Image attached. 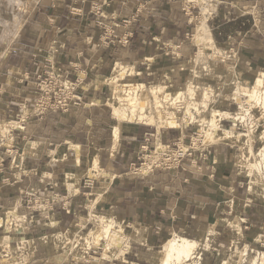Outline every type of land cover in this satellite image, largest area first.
Segmentation results:
<instances>
[{"label": "crops", "instance_id": "crops-1", "mask_svg": "<svg viewBox=\"0 0 264 264\" xmlns=\"http://www.w3.org/2000/svg\"><path fill=\"white\" fill-rule=\"evenodd\" d=\"M33 1L0 67V122L14 119L19 124L9 131L12 145L0 143V209L6 207L7 196L24 205L35 194L40 196L33 206L36 211L24 206L27 218L32 217L29 222L51 216L56 221L51 228L62 229L96 213L129 233L135 227L141 230L130 251L122 256L118 249L100 264H143L144 254L158 247L171 227L186 228L202 215L206 219H199L200 225L231 215L226 209L231 201L226 198L227 188L235 189V199L246 198L244 177L234 175L232 143H202L195 153H202L197 164L187 157L172 169L125 172L131 163H141L142 146H153L158 140L174 145L189 138L191 126L125 124L122 140L113 147L118 122L105 102L109 84L97 79L112 72L117 62L136 64L138 78L145 81L185 74L190 70L187 62L199 49L193 35L200 4L187 15L183 0ZM215 2L210 19L214 38L233 53L225 62L241 68L264 64V0ZM171 46L177 55L171 53ZM147 56L154 61L148 62ZM51 68L77 79L79 100L68 111L30 117L35 113L39 75L45 76ZM29 140L41 145L33 154L22 156ZM70 143L79 145L80 154L69 149ZM51 149L56 152L50 154ZM94 156L100 159L102 171L90 175L89 160ZM42 198L49 200L46 212L41 209ZM247 198L252 203L257 200ZM93 253H97L94 248L87 257L69 264H93Z\"/></svg>", "mask_w": 264, "mask_h": 264}, {"label": "bare ground", "instance_id": "bare-ground-1", "mask_svg": "<svg viewBox=\"0 0 264 264\" xmlns=\"http://www.w3.org/2000/svg\"><path fill=\"white\" fill-rule=\"evenodd\" d=\"M200 1L203 2L202 15L200 21L197 24L196 31L193 35V39L199 45V50L197 51L195 56V60L198 64L196 66V70L194 71V73H198L197 70L200 69L199 63L201 62L200 61L201 58L205 55L204 49L210 47L216 48L217 46L215 44L214 34L212 32V28L209 23L210 14H211V8L209 5H211L210 3H213L214 0H200ZM34 4L35 1L33 0H26L23 2L19 1L18 3H16L15 10H11L12 9L11 7L7 9H3L5 12H9L11 14L9 16L10 19L9 17L8 19L5 17L0 19V25L3 27L0 36L4 39L3 43L12 41L16 37L17 33L19 32L20 28L23 26L25 22V18L27 19V16L30 14L31 10L33 9ZM209 45L211 46L207 47ZM217 49L218 48H216V51L219 50ZM216 51L214 52L218 53ZM219 53L222 54V52ZM146 60L148 62H152L154 61V58L152 56H147ZM202 68H204V66H202ZM231 69L232 68H229L228 70L229 73L227 75L226 81L228 82L231 80L232 83H234L235 85L234 95L236 96L235 98L240 103L241 111L238 112V114H232L225 110L213 109L212 111H209V114L207 115L202 114L200 116L201 117L200 125L202 126L201 130L203 131V133H205L207 139L233 138L238 140L239 143L242 144V147L244 149L243 157L245 158V160L249 163L250 166L254 167L255 169L263 173L264 147L262 146V148H260V150L258 151H255L253 147V143L257 137L256 129L258 127V122L256 121L254 114L252 113V109L259 108L260 110H262L264 115V68L260 70L258 75L253 79V81H251L250 77L245 76L241 72L231 73L232 72ZM134 73H136L135 64H124L122 62H117L112 72H110L107 75L97 77V79H100L103 82L111 84L113 86V97L107 98L108 99L107 103L112 107L114 116L116 117V119L119 120V123H117L114 126V130H113L114 132L113 147H116L118 145L120 139L122 140L121 138L122 129L126 122L134 123V124L144 123V125L157 124L161 126L166 124L168 126H178L180 125L178 123L179 119H185L186 121H190V122H194L199 119V118L197 119V116L194 115L196 113L193 114L192 112L193 107H196V105L200 106L199 114L203 113V111L207 112L209 102L214 93V88L212 84L204 88V91L202 92V100L199 102L197 101L196 97L198 96V89L201 88L200 86L201 83L198 82L196 79H190L185 82H179L177 85H175L171 82L172 80L171 78H169L168 75H167L168 78H165L167 76L164 75V78L160 79L157 83L148 85L144 82L130 81L128 77L134 75ZM66 83L68 85V82ZM242 95L246 96L245 100H242L240 98ZM183 102L185 103V107H186V112L184 111L185 112L184 116L179 117L178 115H176L174 110L169 109L170 105L173 104L175 105ZM148 107L149 108L151 107L150 110L147 109ZM155 110L156 112H154ZM163 111H167L166 117L162 116ZM156 113H158V115H155ZM223 117L224 119H232L234 122L240 120L241 122L246 123L245 126H248L247 128H249V131L247 130L248 132L246 131L241 132L234 129L225 128L221 124V120L223 119ZM12 120L13 121H7L6 123H0V127L2 129L0 130L1 141H4L3 138L6 136L5 133L8 131L6 130L7 128L9 129L12 126L16 127L19 125L16 122H14V119ZM262 135H264V133ZM40 145L41 144L38 143V141H28L25 146V149L22 152V156L33 154L34 151L40 147ZM159 146L162 148L159 150L158 149L153 150L154 157L155 155L156 157H159L161 155V151H163L164 145L160 141H159ZM69 149L76 151L77 154H79L80 152V148L78 144L70 143ZM54 151L55 150L51 149L49 152L50 154H53ZM89 162H90V172H89L90 175L91 174L96 175L97 172L102 171L100 167V159L98 158V156L91 157ZM147 164L149 165V163ZM143 167L144 166H141V168ZM70 176L71 175H69V177ZM70 190L71 192L76 191L73 185H70ZM18 208L19 207H17V203L12 202L11 204H9L8 210L5 212V217L0 218L2 223L4 222L7 223V232H9V230L12 228L11 227L12 225L16 226L15 228H17L18 231H20L21 228H23L24 226V223L26 221V215L24 213H20ZM90 219L99 221L98 225L96 226V229L95 230L91 229L86 235L83 236L80 235L79 231ZM229 224L230 227H232L233 230H235L238 234H242L240 220L238 219V217H235L234 220L229 221ZM215 226H216L215 223L212 224V226L208 228L205 232L203 238L205 242L203 244H205L206 247H208L209 245V241H210L209 235L212 233H216ZM113 229H117V235L118 236L120 235L119 238L122 236V234L125 233L124 228L118 223H116V221L112 220L111 218H108L107 216H100L97 215L96 213H92L90 217H82V221L77 222L74 225V230L69 229L67 232H56L51 234V236L56 240V243L58 244H60L59 241H64V244L67 245V248L70 243H72V248L75 247V245L76 246L82 245V247H87V249L90 248L92 249L94 246L96 247L102 246L103 252L101 253V255H102V260H104L110 257L111 247L113 244H115L114 240L116 241V234H115L116 231ZM11 237L12 236L10 234H6L0 237V257H2L3 259H7L9 261L12 260L19 261L17 259L20 256L23 257V255H25V252L29 253V251L27 250L30 245L29 240L26 238L20 239L17 248L13 250L10 243ZM48 237L49 235H44L42 236L41 239L43 241H47ZM257 239L259 240V238ZM200 244H201V240L199 239L191 238L179 232H174L170 237H168V239L163 244V247L160 251L159 262L157 264H200L203 255L202 251L197 252V249L199 248ZM244 245H243L244 249L240 253L241 259H243V257L245 259V256L248 253V247H250L249 243H246L245 246ZM28 253L26 255H28ZM196 256L197 259H195ZM22 259H24V257ZM249 260H250L249 264H264V252L257 251V255L255 253L253 258L251 257V259ZM230 262L231 260L227 258L223 260L221 264H230Z\"/></svg>", "mask_w": 264, "mask_h": 264}, {"label": "rangeland", "instance_id": "rangeland-1", "mask_svg": "<svg viewBox=\"0 0 264 264\" xmlns=\"http://www.w3.org/2000/svg\"><path fill=\"white\" fill-rule=\"evenodd\" d=\"M19 1L23 2L26 0H0V19L4 18V17L8 19V17L11 14L9 12H5L3 9H7V8L11 7L12 8L11 10H15L16 3H18ZM196 2L201 5V12L198 16V20L200 21V18L202 15L203 2H201L200 0H196ZM215 3L216 2L214 0L213 3H210L211 5H209L211 8L210 19L213 17V15H212L213 14V7L215 6L214 5ZM254 13L256 15V12H254ZM9 19H10V17H9ZM25 21H26V18H25ZM199 21H197V23ZM22 27L20 28V30L22 29ZM2 30H3V27L0 25V35L2 33ZM20 30H19V32H21ZM195 31H196V29H195ZM212 32L214 33V31H212ZM19 35H20V33H19ZM2 39L3 38L0 36V46H2V48H0V67L2 66V64L4 62V60H2V59L10 51L11 44L15 38L12 41H8L6 43H3L4 39L3 40ZM215 44L217 45L216 48L219 49V50L217 49L218 51H216L215 47H210L211 45L207 46L210 48L204 49L205 55L200 60L201 61L199 63L200 69L197 70L198 73H194V71L196 70V66L198 64L195 60L196 53H194L192 55V57L190 58L189 62H187L189 64V68H190L189 71H186L185 74L184 73L181 74L179 78L173 77L170 74H165V76L168 75L169 78H171V80H172L171 82L175 85H177L179 82H185V81L190 80V79H196L198 82H200L201 88L198 89V96L196 97L197 101H199V102L202 100V92L204 91V88H206L212 84V86L214 88V93H213L212 98L209 102L207 112L203 111V113L199 114L200 113V110H199L200 106L195 104L196 107H193L192 112H193V114L196 113L194 115L197 116V119L199 118L198 120H196L194 122L186 121L185 119H179L178 120V123L180 125L187 122V124H190V126H191L189 138L181 139L180 147L183 149H186L189 145H193V147L199 148V150H200L202 143L204 145H208L210 143H216V144L227 143V142L232 143V145L234 147H232L231 150L233 152V159H234L235 164H236L234 175L236 177L238 176L239 178L244 177V184H243L242 189H244V191L246 193V198L244 200H241V201L235 199L234 195H237V192L234 191L235 189H233V188L228 189L226 187L227 191L230 194V195L227 194L226 198H227V200H231L230 203H227L228 206L226 209H227V211L231 212V215L226 216L223 214V215H221L223 218H221L219 216L220 219L217 218L218 219L217 221H214V220L211 221L213 223H211V222L207 223L206 222L207 225H200L197 223L198 220L199 219H203V220L206 219V216L202 215V216L198 217V219L195 221L194 224H191V226H188L186 228L185 227H183V228L171 227L170 231L164 237V239L162 240L160 245L158 247H155L153 250H151L150 253L144 254L146 261L143 262V264H157L159 262L160 251L163 247V244L168 239V237H170L174 232H179V233H182V234L189 236L191 238H196V239L201 240V244H200L199 248L197 249V252L202 251V254H203L200 264H221V262L227 258L229 260H231L230 264H240L242 262H243L242 264H247V263L249 264V261H250L249 259H251V257L253 258L255 253L257 255V251L264 252V172L262 173L259 170L255 169L254 167L249 165V163L243 157L244 149L242 147V144L239 143L238 140L233 139V138H231V139H220L217 137H216L217 139H215V138L207 139V136L201 130L202 126L200 125V118H201L200 116L202 114H206V115L209 114V111H212L213 109L225 110V111H228L232 114H238V112L241 111L240 103L235 98L236 96L234 95L235 85H234V83H232L231 80L228 82L226 81L227 75L229 73V71H228L229 68H232L231 73L241 72L245 76L250 77L251 81H253V79L258 75L260 70L262 68H264V64H261L260 66L251 65L248 67L246 66L244 68H241L239 66H235L234 63H229V62L227 63L225 61L228 58L229 52H227L225 49L221 48L220 45L217 43L216 39H215ZM1 49H2V51H1ZM221 49H223V50H221ZM214 51H216L218 53H215ZM219 52H222V54H220ZM214 55H216V56H214ZM222 55H224V56H222ZM229 55H233V54H229ZM126 64H128V63H126ZM135 66H136V64H135ZM202 66H204V68H202ZM174 69H176L175 74H179V72L177 71V68L175 67ZM168 76L165 78H168ZM138 77L139 76L137 75V69H136V73H134V75H132V76H129L128 79L130 81L144 82V83L150 85L153 83H157L160 79H163L164 75L157 76L155 79H153L151 81H145V80L139 79ZM66 80H67V78H66ZM39 83H40V79H39ZM39 87H38V97L40 96L39 95L40 94V88ZM107 90H108V93L106 95L107 98H112L113 97V86L111 84H109ZM38 97L36 99V103L34 106L35 107V113L29 114L30 112L27 111V112H25V115H24L25 118H26V114H29V116L32 117V116H38V115L42 116L48 112H51V111H48L44 114L38 113V110H37ZM240 98L242 100H245L246 96L242 95ZM44 100H48V98H45ZM107 101H108V99L105 100V102H107ZM195 105H193V106H195ZM109 107H111V106L109 105ZM150 108L148 107L147 109L150 110ZM111 109H112V107H111ZM169 109L174 110L176 115H178L179 117L184 116L185 112H186V107H185L184 102L178 103L175 105L174 104L170 105ZM54 112H56V111H54ZM154 112H156V110ZM166 112L167 111H163L162 116L166 117V115H167ZM252 113L254 114L255 119L258 122V127L256 129L257 137L253 143L254 150L258 151V150H260V148H262V146L264 147V135H262L264 133V115H263L262 110H260L259 108L252 109ZM155 115H158V113H156ZM116 121L119 123L118 119ZM6 122L7 121H2L0 123H6ZM240 122H241L240 120H237V122H234L232 119H224V117L221 120L222 126H224L227 129H234V130L241 131V132H245V131L248 132L249 128H247L248 126H245L246 123H244V122L240 123ZM125 124H131V123L126 122ZM157 126H159V125H157ZM161 126H168V125L165 124V125H161ZM10 128L6 129L8 131L5 133L6 136L4 135L5 136L3 138L4 141L0 140V143H2V142L6 143L9 146L12 145L13 139L11 137H9ZM0 130H2L1 127H0ZM0 134H1V132H0ZM209 140L210 141L213 140V141L210 142ZM159 141L160 140H158L155 143V145L149 147L148 153H150V154L152 153L151 154L152 156L151 157L147 156V160L154 162V160L157 159V157H154L153 152L150 150H154L155 147H157L158 150L161 149L162 147L159 146ZM162 144H165V143H162ZM175 145H176V143L174 145H171V147L176 148ZM199 150H197V151L200 152ZM195 153L192 156H186L183 159H185L187 157L193 158L192 163L197 164L198 160L201 159L202 153H199V156H197ZM79 154H80V152H79ZM153 158H154V160H153ZM183 159H182V161H183ZM182 161L176 167H179L181 165ZM143 162H144V160L141 158V163H138V164L135 163L134 167L138 168L137 171L132 169L131 164H133V163H131L128 167L125 168V172L135 173V174L149 172L151 170V167H152V166L150 167L151 163L149 161H147L145 165H142ZM147 163H149V165ZM141 166H144V167L141 168ZM161 168H163V167H161ZM173 168H175V167H173ZM167 169H169V168H167ZM170 169H172V168H170ZM250 172H252V173H250ZM249 187L252 190H250ZM230 191H231V193H230ZM248 195H250V197L255 198L257 200L254 203H252L250 201V199L247 198ZM9 201L11 203L16 202L17 207H19L18 208L19 212L24 213L25 215H26V212H25L24 206L29 211H31L32 213L36 211L33 208V206L36 205L37 202H35L34 200L31 203V206H32L31 209H29L27 207L26 203H24V205H23L20 202V200H17L12 196L11 197L7 196L6 197V207L0 209V218L5 217V212L8 210V207H9ZM41 202H42L41 203V209L46 212L47 211V205H48L47 203H49V202H48V200L45 201V198H42ZM253 204H257V206L253 205ZM253 212L255 213V215L252 214ZM256 215H258V217H257L258 221L257 222H255ZM102 216H105V215H102ZM88 217H90V216H88ZM235 217H238V219L240 220L242 234H238L235 230H233L232 227H230L229 221L234 220ZM30 218L32 219V217H30ZM30 218H27V216H26V221L24 223L23 228H21L20 231H18L17 228H15L16 226L12 225L11 226L12 228L9 230V232H7V223L6 222L2 223V221L0 220V237L4 236L6 234H10L12 236L10 239V243H11L13 250L17 248L18 243H19L20 239H22V238L28 239L29 244H30L28 249H27L29 251V253L27 252L28 255H26L27 253L25 252V255L27 258L25 257V255H23L24 259H22L23 257L20 256L17 259L19 261H14V260L9 261L7 259H3L2 257H0V264H31V263L42 264V263H44V261H49V263H52V264H69L74 259H82V258L87 257L89 255L88 253L91 250V248L87 249V247H82V245H77V246L75 245V247L72 248V243H70L68 245V248H67V245L64 244V241H59L60 244H58V243H56V240L51 236V234L56 233V232H67L69 229L74 230V225L77 222L82 221V218L71 221L70 225H68L67 227H64L62 229H60L59 227L51 228L52 225H55V223H56L54 217L50 216L48 218H43L39 221L29 222V221H31V220H29ZM241 219H242V221H241ZM98 223H99L98 220H94V219L88 220L86 222V224L82 227V229L79 231V234L83 236V235H86L91 229L95 230ZM214 223L216 224V226H217V224H220L219 230L221 233L219 234L217 232V231H219L218 228L215 227L216 233H212L213 235L212 234L209 235L210 241H209L208 247H206L205 244H203L205 242V240L203 238H204L206 230L208 228H210L212 226V224H214ZM253 223L255 224V226L252 225ZM113 230L116 231L115 234H116V241L117 242L114 240L116 245L115 244L112 245L111 251H110V257H112V256L114 257L115 252L118 249L120 250L121 255L125 251H130L131 250V247H130L131 242L134 239H136V235L141 232V230H139L135 227V231L133 233H129L128 231H125V233H124L125 235L122 234V236L119 238L120 235L119 236L117 235V229H113ZM235 234H236V236H235ZM44 235H49L47 241H43L41 239L42 236H44ZM232 238H235V239H232ZM257 238H259V240ZM233 240H235V241H233ZM246 243H249L250 247H248V253L245 256V259L243 257V259H244L243 260L240 257L241 256L240 253L244 249L243 245L244 244L246 245ZM237 244H239V245H237ZM232 245H233V247L234 246L235 247L233 248ZM69 248H70V250H69ZM93 248L97 252V253H93V255L95 256V257H93V264H100L102 261H104V260H102V255H101V253L103 252V247L102 246H99V247L94 246ZM253 248H254V250H253ZM32 250H34V251H32ZM248 257H249V259H248ZM195 259H197V256L195 257Z\"/></svg>", "mask_w": 264, "mask_h": 264}, {"label": "built area", "instance_id": "built-area-1", "mask_svg": "<svg viewBox=\"0 0 264 264\" xmlns=\"http://www.w3.org/2000/svg\"><path fill=\"white\" fill-rule=\"evenodd\" d=\"M196 0H183V8L184 12L187 15H191L193 13L194 8L196 7ZM99 12V11H98ZM201 12V5L199 6V12ZM169 53V51H167ZM171 53L173 55H177L174 48L171 46ZM63 76L60 72H55L52 68L47 69L45 71V76L39 75L40 83V96L38 97L37 103V110L38 113L44 114L48 111H68L71 108L72 102H76L79 99L75 96V88L77 85V79H71ZM68 82V85L67 83ZM48 98V100H44ZM164 149L161 151V155L154 160V162L147 160V156L151 157L152 153H148L149 146L144 145L142 149L144 154L142 155V159L145 164L147 161L151 163L150 167L151 170L156 167H163V168H173L179 165L182 159L186 156H192L199 148L193 147V145H189L186 149L180 147V142L176 143V148H172L170 144H163ZM157 149V147H155ZM154 149V150H155ZM153 152V150H150ZM156 157V156H155ZM162 159V160H161ZM157 160V161H156ZM135 163L131 164L132 169L135 171L138 168L134 167ZM40 196H36L35 194L29 195L25 201L27 207L31 209V203L33 200L37 202ZM52 203L55 202V198L52 197ZM49 202V200H48ZM49 204V203H47Z\"/></svg>", "mask_w": 264, "mask_h": 264}]
</instances>
